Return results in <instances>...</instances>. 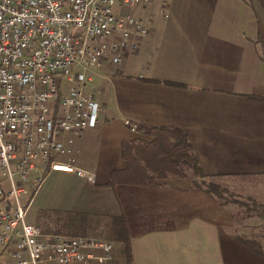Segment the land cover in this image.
I'll use <instances>...</instances> for the list:
<instances>
[{"label": "crops", "instance_id": "0c3cea01", "mask_svg": "<svg viewBox=\"0 0 264 264\" xmlns=\"http://www.w3.org/2000/svg\"><path fill=\"white\" fill-rule=\"evenodd\" d=\"M158 2L138 11L153 15L152 33L160 27L152 52H145L151 33L125 54V66L105 65L89 85L99 120L75 137L73 157L94 182L42 169L39 186L56 177L55 187L70 195L37 213L123 214L129 262L111 254L104 264H264V253L238 241L234 204H220L191 178L108 184L126 166L123 144L154 138L126 121L182 131L205 179L264 175V0H166V18Z\"/></svg>", "mask_w": 264, "mask_h": 264}, {"label": "built area", "instance_id": "2783aa9c", "mask_svg": "<svg viewBox=\"0 0 264 264\" xmlns=\"http://www.w3.org/2000/svg\"><path fill=\"white\" fill-rule=\"evenodd\" d=\"M153 1L0 0V264H104L111 258L112 242L45 235L27 214L44 168L94 182V172L73 157L75 137L99 120L101 105L89 85L98 68L120 64L150 35L153 15L138 11ZM156 12L168 17L166 0ZM14 175L36 186L27 204L20 200L27 190L16 186Z\"/></svg>", "mask_w": 264, "mask_h": 264}, {"label": "trees", "instance_id": "16d2710c", "mask_svg": "<svg viewBox=\"0 0 264 264\" xmlns=\"http://www.w3.org/2000/svg\"><path fill=\"white\" fill-rule=\"evenodd\" d=\"M138 129L153 135L151 141L135 139L122 146L123 156L126 166L122 170L113 171L108 181L109 185L117 183H132L157 185L158 179L168 177H186L192 179V185L197 189H204L216 196L219 201L224 198V188L218 183L225 178L224 175H213L206 179L202 175L197 157L194 154L191 144L185 134L177 129L167 127H154L139 123ZM203 177V178H202ZM200 178V179H198ZM230 201L221 202L226 204ZM253 206L247 205L245 211L250 212ZM59 212L51 209H41L37 213L36 224L39 225L43 233L59 234L58 227L62 220ZM249 214L247 213L246 216ZM42 222L38 223V217ZM107 221L110 219V227L113 236L126 251V261L129 262V234L127 221L123 214L104 215ZM238 241L249 247L251 250L263 254L261 243L256 238L236 235Z\"/></svg>", "mask_w": 264, "mask_h": 264}, {"label": "rangeland", "instance_id": "374dc122", "mask_svg": "<svg viewBox=\"0 0 264 264\" xmlns=\"http://www.w3.org/2000/svg\"><path fill=\"white\" fill-rule=\"evenodd\" d=\"M127 11L128 10H125V12ZM156 28L157 30L155 29V31H153L154 33H150L152 36L150 35L151 37L147 42L148 47L145 50L146 53L152 52L154 49L153 43L156 42L157 37L159 36L160 27L157 26ZM149 48H151V51H149ZM131 54L129 56H131ZM121 65L125 66V61H123ZM104 67L105 65L96 70L94 78L104 71ZM63 85L67 86L65 82H63ZM48 104L52 105L53 101L49 100ZM33 175H35V172H30L29 179L32 182L36 178L31 177ZM13 179L17 187H23L27 190V195L21 196L20 198L22 203L27 204L36 186L31 187V181H23L18 175H14ZM56 179V177H49L38 187L36 194L32 197L29 204L27 214L28 222L36 221L37 211L41 206H45L47 203L55 204L62 201V199H57L58 197L64 196V194L70 195L66 190L55 187ZM218 183L225 189L223 192L224 198H220V201L225 202L227 200L232 202L231 204H234V211L236 212L237 217L235 219L238 224V228L235 230L236 235L258 239L264 252V175L242 174L225 176V178L219 180ZM5 188L7 189V185H5ZM231 204H228V206H232ZM247 205L253 206L254 209L250 212L245 211ZM73 209L74 208L64 209L61 210L62 212H59V216L62 219L60 221L61 224L58 227L60 233L66 236H95L99 239L108 240L113 243L112 257H114V261H123L126 251H124L120 243L113 236L114 234L110 227L111 223H109L110 219L107 221L104 215L92 213L90 211L74 213ZM247 213L249 214L248 216H246ZM37 220L38 223L42 222L40 216ZM45 235L50 234L46 233Z\"/></svg>", "mask_w": 264, "mask_h": 264}]
</instances>
